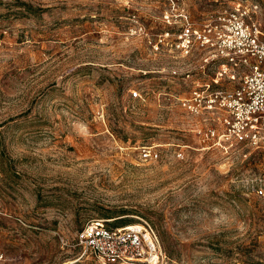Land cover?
I'll return each instance as SVG.
<instances>
[{"label":"rangeland","instance_id":"374dc122","mask_svg":"<svg viewBox=\"0 0 264 264\" xmlns=\"http://www.w3.org/2000/svg\"><path fill=\"white\" fill-rule=\"evenodd\" d=\"M236 2L264 39V0H0V264H91L89 218L146 220L161 264H264V147L199 144L177 98L216 71L170 48Z\"/></svg>","mask_w":264,"mask_h":264},{"label":"built area","instance_id":"2783aa9c","mask_svg":"<svg viewBox=\"0 0 264 264\" xmlns=\"http://www.w3.org/2000/svg\"><path fill=\"white\" fill-rule=\"evenodd\" d=\"M164 19L169 23L168 15ZM170 48L179 58L200 56L213 66V78H195L179 108L197 118L192 131L201 146L264 147V39L258 25L239 2L207 14L199 24L186 16L178 24ZM164 32L159 42L170 37ZM160 42V43H161ZM181 153H178V156ZM157 157L144 146L140 158ZM253 192L264 197V179ZM109 219L89 218L75 232L76 244L91 264H161L166 257L154 228L143 219L111 226ZM2 254L0 252V259Z\"/></svg>","mask_w":264,"mask_h":264},{"label":"trees","instance_id":"16d2710c","mask_svg":"<svg viewBox=\"0 0 264 264\" xmlns=\"http://www.w3.org/2000/svg\"><path fill=\"white\" fill-rule=\"evenodd\" d=\"M23 5H25L26 9H28L29 6L27 4H23ZM111 226H124V225L111 224Z\"/></svg>","mask_w":264,"mask_h":264}]
</instances>
